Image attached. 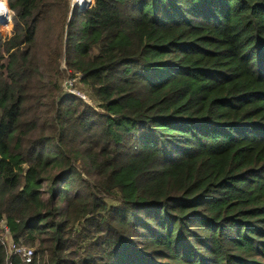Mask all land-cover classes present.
I'll list each match as a JSON object with an SVG mask.
<instances>
[{"label": "trees", "instance_id": "1", "mask_svg": "<svg viewBox=\"0 0 264 264\" xmlns=\"http://www.w3.org/2000/svg\"><path fill=\"white\" fill-rule=\"evenodd\" d=\"M91 2L7 0L11 239L30 264H264V0Z\"/></svg>", "mask_w": 264, "mask_h": 264}, {"label": "built area", "instance_id": "2", "mask_svg": "<svg viewBox=\"0 0 264 264\" xmlns=\"http://www.w3.org/2000/svg\"><path fill=\"white\" fill-rule=\"evenodd\" d=\"M91 6H92V2L88 4V8ZM6 7L9 11L0 13V26L2 27L9 26L11 22L12 12L10 11L7 5V1H6ZM76 76L78 79L80 78V75H76ZM77 78H71L67 80L65 86H66V89H68V91H66V93L69 95L80 97L81 94L76 90V87L74 86L75 85L74 83L77 80ZM83 101H84V98H83ZM0 231L4 233V237H0V241H1V245L5 249L6 264H12L10 261L12 257L19 258L23 264H30L33 261L35 251L32 248L16 244L11 239L10 231L4 219L0 221Z\"/></svg>", "mask_w": 264, "mask_h": 264}, {"label": "rangeland", "instance_id": "3", "mask_svg": "<svg viewBox=\"0 0 264 264\" xmlns=\"http://www.w3.org/2000/svg\"><path fill=\"white\" fill-rule=\"evenodd\" d=\"M7 1V0H6ZM70 5H73V6H71V7H77L75 4H73V0H70ZM77 8H79V7H77ZM61 69H64V64L63 63H61ZM80 78H81V76H80ZM67 80H68V78L66 79V81L65 82H63V87H64V90H65V92L66 91H68V89H66V82H67ZM78 82V79H77V81H75V83L74 84H76ZM77 88H76V90L81 94L80 95V99H82L83 100V98H84V102L86 103L87 102V104L88 105H90V106H93V102L91 101V99L84 93V90L82 89V87H83V85L81 84L80 86H76ZM81 87V88H80ZM107 203H108V205L110 206H115V205H117V202H115V201H113V200H107ZM0 237H4V233L2 232V231H0ZM19 245H22V246H25V247H29V248H32L34 251L37 249V246L36 245H29V244H26L25 242H22V244H19Z\"/></svg>", "mask_w": 264, "mask_h": 264}, {"label": "clouds", "instance_id": "4", "mask_svg": "<svg viewBox=\"0 0 264 264\" xmlns=\"http://www.w3.org/2000/svg\"><path fill=\"white\" fill-rule=\"evenodd\" d=\"M9 11L6 7V0H0V13Z\"/></svg>", "mask_w": 264, "mask_h": 264}, {"label": "water", "instance_id": "5", "mask_svg": "<svg viewBox=\"0 0 264 264\" xmlns=\"http://www.w3.org/2000/svg\"><path fill=\"white\" fill-rule=\"evenodd\" d=\"M91 2V0H85V4L82 7H79L78 10L79 12H82L88 8V4ZM73 6V5H71Z\"/></svg>", "mask_w": 264, "mask_h": 264}, {"label": "bare ground", "instance_id": "6", "mask_svg": "<svg viewBox=\"0 0 264 264\" xmlns=\"http://www.w3.org/2000/svg\"><path fill=\"white\" fill-rule=\"evenodd\" d=\"M73 4L77 7H82L85 4V0H73Z\"/></svg>", "mask_w": 264, "mask_h": 264}]
</instances>
